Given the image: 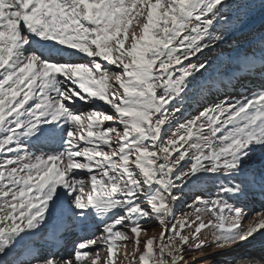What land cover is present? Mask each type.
I'll return each instance as SVG.
<instances>
[{
  "label": "snow or ice",
  "instance_id": "6c2138e0",
  "mask_svg": "<svg viewBox=\"0 0 264 264\" xmlns=\"http://www.w3.org/2000/svg\"><path fill=\"white\" fill-rule=\"evenodd\" d=\"M257 8L0 0V264H264V84L208 99L264 79L212 55Z\"/></svg>",
  "mask_w": 264,
  "mask_h": 264
},
{
  "label": "rangeland",
  "instance_id": "374dc122",
  "mask_svg": "<svg viewBox=\"0 0 264 264\" xmlns=\"http://www.w3.org/2000/svg\"><path fill=\"white\" fill-rule=\"evenodd\" d=\"M261 36H264V13H262L260 9L257 8L245 26L241 30L232 32L231 35H228L224 43L221 44L215 50V52L212 53V55L213 57L220 56L222 59H227L229 54H231L233 57H236L240 53L254 52L257 57H259L261 54L260 49L254 42L253 38L259 39ZM236 44H238L239 47H237ZM193 62L196 61L194 60ZM228 73L229 75H225L222 82H219L220 91L217 92L215 89H213L212 94L208 97L209 100H215L217 96L223 98L225 93L230 94L235 99H240L242 95H248L249 92L255 90L261 84H264V79L260 78L259 76L253 77L245 74L243 71H238L237 62L235 60H233L232 64L228 66ZM232 73H235V75L239 77H246L241 80L240 85L236 87L235 91H233L231 85L228 83ZM205 75L207 76L208 74ZM232 83H235V80H232ZM254 207H259L257 200L255 201ZM145 227L154 230L149 231L148 235L158 234L160 230L155 222L146 224ZM75 230L80 231V229ZM88 235H90V233L86 231L82 232L81 235L74 232L75 240L79 239L81 236ZM129 248H131V245H129ZM252 249V247L238 249L232 255L239 257L244 252H251L257 257V259L264 255V250H262L261 247H258L256 250L254 249L255 252H253ZM224 259L225 257L220 255L206 257L205 264H222Z\"/></svg>",
  "mask_w": 264,
  "mask_h": 264
},
{
  "label": "bare ground",
  "instance_id": "6f19581e",
  "mask_svg": "<svg viewBox=\"0 0 264 264\" xmlns=\"http://www.w3.org/2000/svg\"><path fill=\"white\" fill-rule=\"evenodd\" d=\"M259 245H260V244L257 243V244L255 245V247H252V248H253L252 251L255 252L254 249L256 250L258 247H261V245H260V246H259ZM261 248H262V247H261Z\"/></svg>",
  "mask_w": 264,
  "mask_h": 264
}]
</instances>
